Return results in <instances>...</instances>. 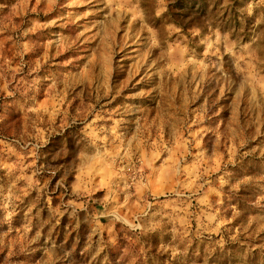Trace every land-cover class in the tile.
Segmentation results:
<instances>
[{"label":"rangeland","instance_id":"1","mask_svg":"<svg viewBox=\"0 0 264 264\" xmlns=\"http://www.w3.org/2000/svg\"><path fill=\"white\" fill-rule=\"evenodd\" d=\"M0 264H264V0H0Z\"/></svg>","mask_w":264,"mask_h":264},{"label":"trees","instance_id":"2","mask_svg":"<svg viewBox=\"0 0 264 264\" xmlns=\"http://www.w3.org/2000/svg\"><path fill=\"white\" fill-rule=\"evenodd\" d=\"M184 2H189L190 7H194V4H196V3L198 2V0H184ZM199 2H203V0H199ZM185 4H186V3H184V5H182V7H181V6H177V5H173V4H171V5H170V10H171L172 8H183V7H185Z\"/></svg>","mask_w":264,"mask_h":264}]
</instances>
